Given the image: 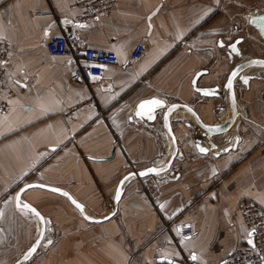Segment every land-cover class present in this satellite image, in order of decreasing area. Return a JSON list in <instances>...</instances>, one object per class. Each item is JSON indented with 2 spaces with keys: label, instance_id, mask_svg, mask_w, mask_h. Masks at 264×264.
Returning <instances> with one entry per match:
<instances>
[{
  "label": "crops",
  "instance_id": "1",
  "mask_svg": "<svg viewBox=\"0 0 264 264\" xmlns=\"http://www.w3.org/2000/svg\"><path fill=\"white\" fill-rule=\"evenodd\" d=\"M75 1L0 0V39L11 47L3 91L9 107L0 115V264H14L41 229L37 216L16 205L23 184L64 188L105 216L126 174L163 167L173 150L162 113L136 114L141 101L183 103L204 124L222 123L230 115L226 92L202 96L194 75L204 71L197 87L221 86L240 61L229 55L237 38L243 58H264V38L250 23L264 15V0H118L83 28ZM69 28L82 33L73 54L51 55L50 38ZM139 42L144 54L132 64ZM90 47L120 58L103 66V83L93 88L75 76ZM245 74L252 75L247 85H234V124L211 139L217 147L199 151L201 129L189 112L174 110L176 157L161 174L129 178L110 219L89 222L65 196L26 190L22 198L48 223L39 254L21 264H226L237 245L249 244L240 201L264 209V68ZM80 102V111L65 114ZM152 185L157 191L148 192ZM179 223L192 226L189 237L178 236Z\"/></svg>",
  "mask_w": 264,
  "mask_h": 264
},
{
  "label": "built area",
  "instance_id": "2",
  "mask_svg": "<svg viewBox=\"0 0 264 264\" xmlns=\"http://www.w3.org/2000/svg\"><path fill=\"white\" fill-rule=\"evenodd\" d=\"M118 0H76L71 4V9H79L76 16L77 24L88 22L98 18L102 14L112 13ZM82 37L79 28H69L64 34L52 36L47 44L49 53L53 56H71L73 45ZM145 46L139 42L131 56V63L136 64L144 54ZM11 53L10 44L5 39H0V115L9 107L8 100L3 95L7 83V62ZM84 64L75 69L78 81L89 87H99L104 80V65H117L120 63L118 54L113 50H104L90 47L84 52ZM94 77L96 79H94ZM85 102L77 103L66 110V115H72L80 111ZM148 192L157 191V187H148ZM239 213L247 233L246 237L254 241L252 244L237 245L226 260V264H264V209L251 201L242 200L239 203ZM255 229V231H253ZM177 232L180 237H189L193 230L188 223L177 224ZM251 233V236H249Z\"/></svg>",
  "mask_w": 264,
  "mask_h": 264
},
{
  "label": "water",
  "instance_id": "3",
  "mask_svg": "<svg viewBox=\"0 0 264 264\" xmlns=\"http://www.w3.org/2000/svg\"><path fill=\"white\" fill-rule=\"evenodd\" d=\"M261 17H264V15H252L250 17V23L252 25H254L260 32V34L262 35V37L264 38V20L261 19ZM240 41V38H237L233 41L232 44H236V48H237V44ZM238 49V48H237ZM230 56L236 55V57L240 58V61H238L235 65H233L229 71V73L226 76L225 81L223 82V84L221 86L216 85L213 87H197L196 86V79L198 78V76L202 73H204V71H199L197 72L192 80V85L194 87V89L199 92L202 96H220L221 92H219L221 90H223L224 92H226L227 96H228V102H229V107H230V115L229 117L222 123H217V124H204L199 117L197 116V114L191 109L190 106L183 104V103H179V102H175L172 104H166L165 102L163 103L162 106L156 107L154 109V111L152 112V115L155 117V114L157 113H162V125L164 127V129L166 130V132L168 133L172 144H173V150L166 162V164L161 167V168H154L157 171L154 172H149V169H153V167H149V168H145V169H141V170H133L131 172H129L128 174H126L121 181L119 182V185L117 187L116 190V194L114 197V201H113V206L112 209L110 210V212L108 214H106L105 216H97V215H93L91 214L86 207L84 206V204L82 202H80L79 200H77L69 191H67L64 188H60L58 186H53V185H49V184H44L41 182H28L23 184L16 193V197L17 194L19 195V201H20V207L21 209H23V204H29L32 207H34L37 211H39L41 213V215L45 218V216L42 214V212L35 207L33 204H31L30 202H26L23 198H22V194L26 191L29 190L31 188H26V186L28 185H45L46 187L42 188L45 190H49L51 192L60 194L62 196H65L63 193H68L67 196H65L66 198H68L71 203L80 211V213L82 214V216L88 220L89 222H102L105 220L110 219L117 211L118 209V205L119 202L121 200L122 197V189H123V185L124 183L131 177H148L151 175H156V174H161L163 172H165L171 165L173 159L176 157L177 155V146H176V141L174 139V135L172 132V129L170 127L169 121H168V117L169 115L176 109H183L186 110L187 112H189V114L193 117L194 121L196 122V125L201 129V133L200 136L197 137L196 140V147L199 151H201V148L207 149L208 150H212L215 149L217 147V144L212 142L211 139L219 134L225 133L228 129H230V127L234 124L235 120H236V116H237V110H236V99H235V93H234V85L236 82H241L245 85H247L248 80L252 77L251 74H245V71L248 70L249 68H253V67H263L264 68V64H260V63H253L254 61H264V58H243L240 54V52H234L232 50V47H230ZM236 73L235 77H233V73ZM245 80H247V82H245ZM229 81L232 82V88L228 87V83ZM210 93V94H205V93ZM151 99H158L157 97H152L143 101H147V100H151ZM161 100V99H159ZM141 101L137 108H136V114L138 111H140L139 109V105L143 102ZM147 112V109L145 110ZM143 116L144 118H148V115H140ZM202 139H208L209 140V147H202L201 146V141ZM206 151V152H207ZM142 173H144L142 175ZM32 188H40V187H32ZM22 189H26L25 191H21ZM51 189H60L61 191L57 192V191H52ZM117 196H119V198L117 199ZM73 200L76 201V203H73ZM77 204L83 205V210H81L80 208L77 207ZM16 205H17V200H16ZM28 210V209H26ZM29 211V210H28ZM32 213V212H31ZM34 214V213H33ZM35 215V214H34ZM36 216V215H35ZM39 218V217H38ZM40 220L41 223V229L39 232L38 237L35 239V241L33 242V244L24 252V254L14 263V264H21L25 261H27L28 259H30L38 250L45 232H46V218L45 220ZM37 242H39V245L37 246ZM34 246H36V251L34 253H32L29 258H25L30 249H32Z\"/></svg>",
  "mask_w": 264,
  "mask_h": 264
},
{
  "label": "snow or ice",
  "instance_id": "4",
  "mask_svg": "<svg viewBox=\"0 0 264 264\" xmlns=\"http://www.w3.org/2000/svg\"><path fill=\"white\" fill-rule=\"evenodd\" d=\"M261 19L264 20V17H261ZM65 23H70V21H67V20H66ZM77 27L83 28V27H86V25L79 24V25H77ZM220 44H221V46H223V45H224V42L221 41ZM231 47H232V50H233L234 52H238V49L236 48V44H232ZM253 63L264 64V61H254ZM235 75H236V73L234 72V73H233V77H235ZM94 79H96V78L94 77ZM245 82H247V80H245ZM228 87H229V88H232V82H231V81H229V83H228ZM205 94L207 95V94H210V93H207V92H206ZM163 103H164V102H163L162 100H159V99H151V100L143 101V102L139 105V109H140V111L137 112V115H145V114H147L149 119H154V116L152 115V112L154 111V109H155L156 107L162 106ZM146 109H147V112L145 111ZM200 150H201V152H206V151H207V149H204V148H201ZM148 171H149V172H154V171H157V170L153 168V169H149ZM143 174H144V173H142V175H143ZM32 187H40V188H44V187H46V186H45V185H28V186H26V188H32ZM25 190H26V189H22L21 191L23 192V191H25ZM51 190H52V191H57V192L61 191L60 189H51ZM63 194H64L65 196L68 195V193H63ZM19 195H20V194H17V197L15 198V199L17 200V206H18V207H20ZM118 198H119V196H117V199H118ZM73 203H76V201L73 200ZM77 207L80 208L81 210H83V205L77 204ZM23 209H28L30 212L34 213V214H35L37 217H39L41 220H45V218L41 215V213H40L39 211H37V210H36L34 207H32L31 205L25 203V204H23ZM0 215H2V214H0ZM45 223H48V221H45ZM253 231H255V229H253ZM249 236H251V233H249ZM49 243H51V241H49ZM248 243H249V244H252L253 247L255 246L254 241H253L252 239H249V240H248ZM38 245H39V242H37V246H38ZM35 251H36V246H34L32 249H30L28 255H27L25 258H26V259L29 258V256H30L32 253H34ZM192 259H193V260H197L198 257H197L196 255H192Z\"/></svg>",
  "mask_w": 264,
  "mask_h": 264
},
{
  "label": "rangeland",
  "instance_id": "5",
  "mask_svg": "<svg viewBox=\"0 0 264 264\" xmlns=\"http://www.w3.org/2000/svg\"><path fill=\"white\" fill-rule=\"evenodd\" d=\"M40 250H37V252L33 255L34 257H36L39 254Z\"/></svg>",
  "mask_w": 264,
  "mask_h": 264
}]
</instances>
